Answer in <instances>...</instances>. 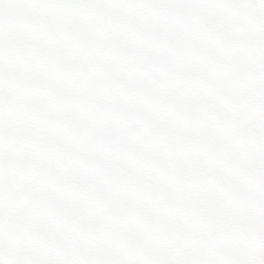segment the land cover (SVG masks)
I'll return each instance as SVG.
<instances>
[{
    "label": "snow or ice",
    "instance_id": "6c2138e0",
    "mask_svg": "<svg viewBox=\"0 0 264 264\" xmlns=\"http://www.w3.org/2000/svg\"><path fill=\"white\" fill-rule=\"evenodd\" d=\"M0 264H264V0H0Z\"/></svg>",
    "mask_w": 264,
    "mask_h": 264
}]
</instances>
